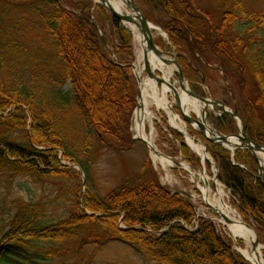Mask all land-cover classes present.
I'll return each instance as SVG.
<instances>
[{"label":"trees","instance_id":"obj_1","mask_svg":"<svg viewBox=\"0 0 264 264\" xmlns=\"http://www.w3.org/2000/svg\"><path fill=\"white\" fill-rule=\"evenodd\" d=\"M134 1L168 37L191 90L199 94L205 86L216 99L212 85H218L246 134L264 146V3L254 10L248 0H221L215 18L196 0ZM2 16L0 175L33 183L63 180L76 197L82 183L62 162L85 172L83 160L96 143L121 152L134 143L132 34L93 0H0V23ZM154 42L168 48L161 37ZM76 125L81 140L73 136ZM217 129L237 133L230 120H220ZM168 133L182 159L200 169L182 137ZM205 144L218 181L264 244V187L255 158L244 149L231 158L222 146ZM178 149L162 151L175 156ZM150 173L125 180L105 197L86 189L82 205L74 197L63 215L35 200L0 201V264H94L111 245L149 264H248L211 221L195 220L189 197Z\"/></svg>","mask_w":264,"mask_h":264},{"label":"rangeland","instance_id":"obj_2","mask_svg":"<svg viewBox=\"0 0 264 264\" xmlns=\"http://www.w3.org/2000/svg\"><path fill=\"white\" fill-rule=\"evenodd\" d=\"M196 2L202 9L210 11L215 18H218L217 15L219 14L220 10H222L221 0H196ZM263 3L264 0L247 1L248 7L254 10L263 6ZM122 11L126 12L127 7L123 6ZM2 20L3 21L0 24L3 27L5 24L3 16ZM160 35L161 33L159 32L153 33L154 39ZM132 37L135 55V61L133 65H135V70H141V64L136 62L139 50L138 44L134 36ZM161 38L164 40V43H166L165 38L163 36ZM169 67L170 74H167L168 80L179 91V86L174 75V67ZM142 75L146 77L144 73ZM68 87L69 83L65 85V89ZM158 87L160 93L161 86ZM212 87H214L217 94L216 99L221 103H225L224 101H227L228 98L221 92V89L218 87V85H212ZM197 90L199 95H204L205 98L208 99L211 98L208 95L209 92L207 87L200 86ZM166 98L168 104L171 106L172 112L178 116L175 109L173 93L169 92L166 95ZM145 100L146 102H144L145 104L142 107V110L144 111L143 130L146 135L151 133V142L153 143L154 147L159 153L162 154V156L166 157L168 155L164 154L161 148L166 153L173 151V148L178 149L179 146L178 142L173 138V136H170L168 132L178 133V130H176V128L170 124L168 110L157 106L150 98H146ZM224 115L226 114H221V110L219 108L213 110L211 107H207L205 111V123L209 128L216 129V131H218V123L220 120L224 119L225 122L229 120L234 122L237 128V123L232 119V117L229 115ZM191 116H194L193 112L191 113ZM178 118L179 120L176 121V124L183 125L187 135L193 137L198 143L202 144V137L199 134L197 135L195 130L189 128L179 116ZM163 134L166 136L164 137ZM131 135L134 143L132 146H129L127 151L121 152L118 150L108 149L97 143L93 146V148L90 150L89 156L83 160L84 165L87 168V171H85L88 177L87 180L86 174L82 167L78 166L81 171L80 173L77 171V169H73L76 171V173H78V180L82 183V186L77 192L76 197L74 195L71 196L69 193L72 184H65L63 180L51 179L44 180L41 183H33L27 179H11L4 175H0V201L3 200L9 204L14 199L35 200L43 202L46 205H51L56 214L63 215L65 211L69 209L71 203L75 200L74 197L78 201L82 200L83 195L86 193V189H89V192L93 193L95 196L105 197L112 190L118 188L125 180L131 178H146L151 174L150 172H153L154 176L162 186H166L171 192H178L189 197L191 203L195 207L196 218H204L211 221L216 227L218 233H220L224 239L230 242L231 247L235 252L239 251V249H243L245 247L244 240L241 239L242 245H239L237 242L240 239L231 238L227 233L225 225L220 221L217 214L206 204H204L202 195L198 192L200 171L194 170L186 161L182 159L179 149L175 157L170 158L175 159L186 166L187 170H184V168L179 166H175L174 164L162 167L158 162L154 161L153 156L149 152L147 146L138 139L139 136L137 133L136 114L133 116ZM179 135L182 137L183 144L187 147L184 141L185 138L183 137L184 133ZM73 136L80 140L82 139L83 133L79 128V125H76V131L74 132ZM187 149L190 153L194 154L188 147ZM62 164L69 165L71 169L73 168V166L69 163L62 162ZM205 174L210 181L214 178L215 171L211 164L205 165ZM75 182H73V184H75ZM217 182L220 184L226 194V201L234 209L238 218L243 223L244 220L242 219V216L233 205L234 198L224 185H222L218 180ZM210 187L213 189L211 182ZM195 224L196 222H194V226ZM244 224H247L250 226V228H252L251 224ZM252 230L254 232L253 228ZM259 245L263 247L262 255L264 258V244L259 243ZM105 250L99 254L94 264H149L147 260L136 256L134 253L125 250V248L119 245H111ZM247 263L250 264L249 262Z\"/></svg>","mask_w":264,"mask_h":264},{"label":"bare ground","instance_id":"obj_3","mask_svg":"<svg viewBox=\"0 0 264 264\" xmlns=\"http://www.w3.org/2000/svg\"><path fill=\"white\" fill-rule=\"evenodd\" d=\"M108 7L112 8L114 11L118 13H123L122 7L125 6L124 0H108L107 2ZM128 28L133 30L134 32V38L138 44V55H137V61L139 64H141L142 67V51L145 48V38L144 36L134 27L131 25H127ZM150 31L153 32H159L160 31L156 28H153L152 26L149 27ZM148 60L150 68L153 72L159 71L164 79L167 81L168 77L167 74H170V67L169 65H165L161 58L156 56L153 52L148 53ZM135 74L137 76L139 87H140V105L143 107L144 102H146V98H150L154 101V103L169 111V119L170 124L175 127L180 132L184 133V137L187 141V145L190 147L191 151L199 157L202 165H203V171L199 173L200 182L198 184V190L200 194L202 195V200L204 204L211 207V209L217 214L220 221L223 222V224L226 227L228 235L233 239H242L245 242V247L243 249H239L240 253L245 257V259L250 264H264V258L262 255L263 247L260 245L257 247H254L252 244L254 242V232L252 229L246 227L242 221L237 216V213L234 211V209L228 204L226 201V194L223 190V188L220 186V184L217 182L215 177L210 181L208 177L205 174V165L206 163L210 162V157L205 153L204 146L200 143H198L193 137H190L187 135L186 130L183 125L176 124V121L179 120L178 116L173 114L170 110V105L168 104L166 95L171 92L170 88L165 84H161V91L159 93V84L156 83V81L148 78L147 76L144 77L141 70H135ZM145 74V73H144ZM168 82V81H167ZM180 95V107L182 111L185 114L191 115L193 112L200 121H202V112L204 109V106L202 103L198 102L194 98H191L187 95L186 91H182L179 93ZM137 116V133L138 136L146 141L148 144V147L153 151L154 146L153 143L150 140V136L146 135L142 128V122L144 120V111L138 110L136 113ZM203 123V122H202ZM193 127L198 129V126L196 123H192ZM205 126V136L210 137V128L204 123ZM153 159L154 161L158 162L162 167L173 165V162L171 159L166 158L165 156L159 155L157 152H153ZM212 165V164H211ZM181 168H184V170H187L186 166L183 164L180 165ZM214 167V166H213ZM215 169V167H214ZM210 182L213 185V189L210 187ZM223 217L230 220L229 224H226L223 220Z\"/></svg>","mask_w":264,"mask_h":264},{"label":"water","instance_id":"obj_4","mask_svg":"<svg viewBox=\"0 0 264 264\" xmlns=\"http://www.w3.org/2000/svg\"><path fill=\"white\" fill-rule=\"evenodd\" d=\"M124 1H125V6L127 7L128 11L123 12V13H118L114 11L112 8L108 7L107 5L108 0H98V3L104 8H106L112 16H114L118 21H120L125 26V28L129 29L132 32V30L127 27V25L134 26L144 36L145 48L142 51V63H143V70L145 74L147 75V77L156 81V83L158 84L165 83L170 88V90L172 91L174 95V103L179 110L180 117L183 119V121H185L190 126H192V123H196L198 126V129L196 131L201 136H203L206 141H208L209 143L218 144L224 147L225 149H228L229 151H234L237 149L248 150L252 154V156L255 158V161L258 165V174L256 176V179L264 187V158H263L264 157V147L253 142L248 137V135L246 134L245 126L242 123L237 112L228 111L224 107V105L218 100L204 99L190 92L186 88V85H185L186 81L183 77L181 68L177 63L173 50L170 48L169 51L167 52L162 51L154 43L153 36H152V33L149 27L152 26L153 28H156V29H158V27H156L154 24L146 20V18L143 16L142 12L140 11L139 7L136 5L134 0H124ZM150 52H153L156 56L160 57L162 62L165 65H172L175 68L174 73L177 78V82H178L180 90L186 91L189 97L194 98L200 102H203L206 106H212L213 108L216 106L219 107L222 113L231 115L235 120H237L238 125H239L238 133L236 135H222L216 132L214 129H210V137L205 136L204 116L202 117V121H199L196 118H193L192 116H189L182 111L180 107V96L178 95L177 90L170 83H167L163 77L157 76L155 72L151 70L150 65H149V60H148V53ZM137 99L138 101L140 99L139 90H138ZM137 108H140L139 104L137 105ZM204 150L206 153L207 152L206 148H204ZM174 164L176 166H179V163L176 161H174ZM77 170L78 172H81L79 169ZM215 179H217V169H216ZM80 205H82L81 201H80ZM222 218L226 224L230 223V220H228L227 218L223 216ZM246 227L249 228L248 225H246ZM252 245L254 247L258 246V238L256 235L254 237V242ZM242 257L245 259L243 255Z\"/></svg>","mask_w":264,"mask_h":264}]
</instances>
